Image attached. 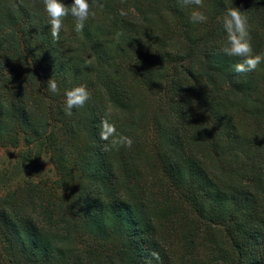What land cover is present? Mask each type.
Here are the masks:
<instances>
[{
    "label": "trees",
    "instance_id": "trees-1",
    "mask_svg": "<svg viewBox=\"0 0 264 264\" xmlns=\"http://www.w3.org/2000/svg\"><path fill=\"white\" fill-rule=\"evenodd\" d=\"M88 2L53 40L42 0H0V144L45 148L70 192L0 204V264H264V62L235 72L222 23L239 8L264 56V0Z\"/></svg>",
    "mask_w": 264,
    "mask_h": 264
},
{
    "label": "clouds",
    "instance_id": "clouds-1",
    "mask_svg": "<svg viewBox=\"0 0 264 264\" xmlns=\"http://www.w3.org/2000/svg\"><path fill=\"white\" fill-rule=\"evenodd\" d=\"M42 3L49 18L53 40L59 39L65 17L69 15L73 17L76 20V30L82 31L90 15H94L91 12V5L88 0H72L70 5L62 3L61 0H42ZM181 4L185 7L193 5L203 7V0H181ZM120 14L124 15L125 13L121 11ZM191 20L194 23H203L206 22L207 17L199 11H193ZM222 23L227 34V46L224 48V52L229 56L242 58L241 62L235 64L234 71L237 73L254 71L260 63L264 62V56L252 55L253 50L248 33L247 17L242 14L239 8L232 7L227 10ZM48 88L53 94L59 92L58 84L54 80L48 81ZM64 95L67 115L72 114V109L83 107L90 99V92L84 85L73 87L67 90ZM99 137L106 142L104 145L105 151L112 148L118 149L121 146L131 148L133 144L130 137L118 135L116 126L107 119L102 120L100 123ZM153 256L159 258L156 253H153Z\"/></svg>",
    "mask_w": 264,
    "mask_h": 264
},
{
    "label": "rangeland",
    "instance_id": "rangeland-1",
    "mask_svg": "<svg viewBox=\"0 0 264 264\" xmlns=\"http://www.w3.org/2000/svg\"><path fill=\"white\" fill-rule=\"evenodd\" d=\"M52 162L45 148L28 145L22 138L14 146L0 144V204L10 198L24 199L31 185H46L58 197L69 200V189H65L64 178L57 173ZM205 262L208 260L201 255L199 264Z\"/></svg>",
    "mask_w": 264,
    "mask_h": 264
}]
</instances>
